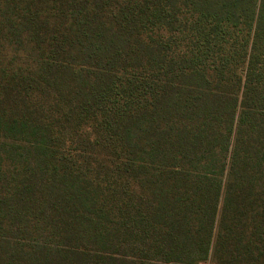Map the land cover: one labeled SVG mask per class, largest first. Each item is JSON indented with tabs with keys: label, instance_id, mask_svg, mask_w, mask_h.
I'll return each instance as SVG.
<instances>
[{
	"label": "trees",
	"instance_id": "16d2710c",
	"mask_svg": "<svg viewBox=\"0 0 264 264\" xmlns=\"http://www.w3.org/2000/svg\"><path fill=\"white\" fill-rule=\"evenodd\" d=\"M264 264V0H0V264Z\"/></svg>",
	"mask_w": 264,
	"mask_h": 264
},
{
	"label": "rangeland",
	"instance_id": "374dc122",
	"mask_svg": "<svg viewBox=\"0 0 264 264\" xmlns=\"http://www.w3.org/2000/svg\"><path fill=\"white\" fill-rule=\"evenodd\" d=\"M205 264H210L209 262L205 263Z\"/></svg>",
	"mask_w": 264,
	"mask_h": 264
}]
</instances>
